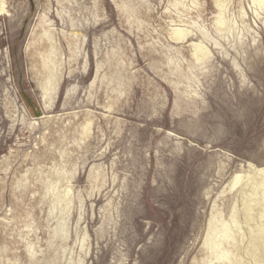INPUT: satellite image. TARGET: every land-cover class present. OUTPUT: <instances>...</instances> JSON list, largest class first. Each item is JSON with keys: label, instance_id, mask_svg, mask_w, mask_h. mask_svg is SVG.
I'll return each instance as SVG.
<instances>
[{"label": "rangeland", "instance_id": "rangeland-1", "mask_svg": "<svg viewBox=\"0 0 264 264\" xmlns=\"http://www.w3.org/2000/svg\"><path fill=\"white\" fill-rule=\"evenodd\" d=\"M263 184L264 0H0V264H264Z\"/></svg>", "mask_w": 264, "mask_h": 264}, {"label": "bare ground", "instance_id": "bare-ground-1", "mask_svg": "<svg viewBox=\"0 0 264 264\" xmlns=\"http://www.w3.org/2000/svg\"><path fill=\"white\" fill-rule=\"evenodd\" d=\"M2 11V10H1ZM2 14V13H1ZM225 20V19H224ZM223 19L220 20V22L222 23V21H224ZM224 23V22H223ZM264 185V184H263ZM261 187V186H260ZM264 189V188H263ZM264 211V210H263ZM263 213V212H262ZM262 228V227H261ZM258 229V228H257ZM263 233V232H262ZM255 239V238H254ZM257 239V238H256Z\"/></svg>", "mask_w": 264, "mask_h": 264}]
</instances>
